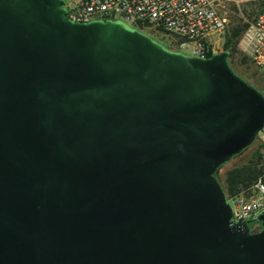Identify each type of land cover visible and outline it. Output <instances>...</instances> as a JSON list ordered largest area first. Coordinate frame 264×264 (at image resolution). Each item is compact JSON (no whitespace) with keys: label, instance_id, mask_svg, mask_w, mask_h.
<instances>
[{"label":"water","instance_id":"water-1","mask_svg":"<svg viewBox=\"0 0 264 264\" xmlns=\"http://www.w3.org/2000/svg\"><path fill=\"white\" fill-rule=\"evenodd\" d=\"M262 132L226 52L0 0V264H264L218 180Z\"/></svg>","mask_w":264,"mask_h":264},{"label":"built area","instance_id":"built-area-1","mask_svg":"<svg viewBox=\"0 0 264 264\" xmlns=\"http://www.w3.org/2000/svg\"><path fill=\"white\" fill-rule=\"evenodd\" d=\"M62 8L66 18L75 23L117 20L140 32H160L179 41V48H191V56H202L204 48L219 53L216 49L222 47L227 26L212 0H67ZM246 23L241 35L243 51L264 75V11ZM228 200L231 221L255 222L264 211V183L258 179Z\"/></svg>","mask_w":264,"mask_h":264},{"label":"rangeland","instance_id":"rangeland-1","mask_svg":"<svg viewBox=\"0 0 264 264\" xmlns=\"http://www.w3.org/2000/svg\"><path fill=\"white\" fill-rule=\"evenodd\" d=\"M62 6L67 5V0H61ZM214 4L216 5V9L220 15L226 18L227 20V26L230 25V22H232V19L236 18V11L242 12L244 9V5L246 3L241 2L240 0H212ZM248 10V9H247ZM108 21V20H107ZM110 21H117V20H110ZM243 22H247V18L245 17L243 19ZM140 32V31H138ZM140 33L150 37L151 39L155 40L159 44L163 45L164 47L173 50L181 52L185 55L191 56V48L187 47L184 49L179 48V41L174 40L173 38L162 34L160 32H154V31H141ZM222 51V47H218V49ZM237 50L240 54V56L246 57L248 59V63L245 65H240L237 61L233 63V67L237 74L242 75L246 77L248 80L253 82L256 86H258L261 89H264V83H261L259 78L264 80V75H262L252 64L249 57L245 54L242 48L241 44V37L238 40L237 44ZM254 73H256V76H254ZM251 162H258V167L264 168V132L259 133L256 137L253 144L248 147L243 153L238 155L237 157L231 159L228 163H226L219 171L218 177L223 186H225V175L226 173L234 168H239L243 166H247ZM228 203L230 201L228 200ZM231 205V204H230ZM249 227L251 232H257L260 231L261 226L260 223L255 221L249 223Z\"/></svg>","mask_w":264,"mask_h":264},{"label":"trees","instance_id":"trees-1","mask_svg":"<svg viewBox=\"0 0 264 264\" xmlns=\"http://www.w3.org/2000/svg\"><path fill=\"white\" fill-rule=\"evenodd\" d=\"M242 9H244L242 12L236 11V18L232 19L230 25L226 27L222 43V51L228 54V63L235 73H237L233 67L235 61L240 65L248 63V59L240 56L237 50L238 40L247 27V23L243 22V19L246 17L248 22L253 21L264 11V1L246 3ZM239 76L264 94V89L259 88L246 77ZM254 76H256V73H254ZM259 80H261V83H264V80L261 78ZM257 165L258 162H251L247 166L229 170L225 175V186L221 184L218 177L227 200L239 194L241 191L249 189L258 179H261V182L264 183V168H259Z\"/></svg>","mask_w":264,"mask_h":264}]
</instances>
